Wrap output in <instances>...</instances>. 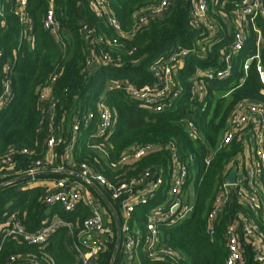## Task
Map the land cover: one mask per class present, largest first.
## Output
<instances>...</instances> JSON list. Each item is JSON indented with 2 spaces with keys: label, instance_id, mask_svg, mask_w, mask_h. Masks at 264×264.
I'll return each mask as SVG.
<instances>
[{
  "label": "trees",
  "instance_id": "trees-1",
  "mask_svg": "<svg viewBox=\"0 0 264 264\" xmlns=\"http://www.w3.org/2000/svg\"><path fill=\"white\" fill-rule=\"evenodd\" d=\"M207 1V21L216 24L217 36L204 43L206 38L202 31L206 23L199 28L192 24L191 0L173 2L160 16H155V12L161 0H107L122 32L116 31L104 15L98 13L93 0H53L60 22L58 40L44 26L47 0H28L32 34L21 28L15 13L17 0H0L3 8L0 85L3 88L9 82L10 89L7 101L0 107V183L11 181L0 188V228L8 217L28 231L40 230L54 218L69 225L56 227L42 244L15 237L6 239L0 243V264H83L73 246L85 232L84 222L92 215V207L80 200L74 210L67 211L61 203H44L48 186L21 188L32 180L63 179L68 175L42 174L15 180L33 168L41 172L62 165L65 169L78 170L81 162L97 168L113 183L139 179L148 168L162 177L159 192L148 205L138 206L133 214L131 228H138L141 233L154 206L165 200L170 186L169 170L176 161L187 167L182 194L192 201V213L178 225L159 223L161 240L157 249L166 247L171 254L149 256L140 252V264H226L225 229L240 211L252 216L264 233L260 213L254 215L236 200H232L230 208L222 214L214 235L210 236L208 231V214L233 169L232 160L242 156L244 149L239 138L223 143L230 112L244 100L264 103V94L254 68L240 81L244 76L243 61L251 51L252 33L245 48L231 58L232 74L228 79L208 81L203 99L191 91L195 72L219 66L220 58L233 39L231 21L235 5L222 6L224 0ZM142 16L146 19L134 33L128 34ZM84 24L104 38L94 43V47L108 52L112 58L110 63L101 62L94 73L86 69L91 41L82 30ZM199 42L204 46H198ZM180 49L188 50V54L182 67L172 74L170 89L177 97L173 101L164 100V110L153 111L143 106V102L134 100L122 87L106 89L108 81L119 79L127 80L136 88L159 85L162 78L155 75L153 66L169 60ZM200 49H206L207 55H200ZM262 57L264 59V48ZM43 94L47 97L42 108ZM100 97L116 116V124L113 130L97 135ZM90 112L95 113V117L86 124ZM77 120L82 124L75 131L73 126ZM190 122L196 127V135L191 133ZM53 135L62 138L55 148V161L36 167V162L49 154L47 141ZM145 146H150L151 150L144 156L123 162L127 154ZM23 149L27 152L23 153ZM71 150L77 164L74 168L65 164ZM111 202L119 211V203L113 198ZM108 233L111 239L99 252L98 264L111 262L117 238L113 219ZM242 243V264H260L247 238L242 237ZM119 254L113 264H120Z\"/></svg>",
  "mask_w": 264,
  "mask_h": 264
},
{
  "label": "built area",
  "instance_id": "built-area-1",
  "mask_svg": "<svg viewBox=\"0 0 264 264\" xmlns=\"http://www.w3.org/2000/svg\"><path fill=\"white\" fill-rule=\"evenodd\" d=\"M175 1L177 0H161L155 16L164 14ZM47 2L48 10L45 14L44 26L58 40L60 22L56 17L53 0H47ZM93 3L98 13L104 15L108 23L116 31L122 32L121 25L114 16L107 0H93ZM191 3V22L197 28L206 23L202 34L206 38L204 43H208L217 36L216 24L207 21L209 3L207 0H191ZM225 4L235 5L234 17L231 21L234 27L233 39L228 43L224 56L220 58L219 66L206 70L198 69L195 72L192 77L191 91L203 99L206 95V84L208 81L228 79L232 74L231 58L245 48L248 34L253 33L255 36L254 48H251L250 53L243 61L244 76L240 81L242 82L248 72L254 68L259 75L262 93L264 94V59L262 57V49L264 48V0H224L222 6ZM27 5L28 0H17L15 13L22 24L23 30L32 34L33 22L28 13ZM223 18L227 20L228 16L223 15ZM145 19V16L140 17L135 27L128 34L134 33L136 27ZM259 20L261 24H259ZM82 30L89 42L91 41L86 69L94 73L101 62L110 63L112 58L108 52L97 50L94 47V43L98 44L104 40L102 36L98 35L87 24L83 25ZM113 42L116 43V40L114 39ZM204 43L199 42L198 46H204ZM194 49H196L195 46ZM187 54L188 50L180 49L169 60L153 66L152 70L155 75L162 78L159 85H146L142 88H136L127 80L119 79L108 81L106 89L122 87L134 100L143 102V106L153 111H162L165 108L164 100L170 98L173 101L177 97V93L170 89L173 82L172 74L182 67ZM199 54L202 56L207 55L206 49H200ZM50 89L51 87L47 89V93L50 92ZM9 91V82H6L3 88L0 85V107L7 101ZM46 97L47 94L41 96L42 108ZM101 101L102 98L100 97L97 115V135L113 130L116 124V116ZM52 106H50V109ZM94 114L93 112L89 113L87 119H85L86 124L95 117ZM228 122L229 128L223 138V143H230L235 138H239L243 142L244 149L242 156L233 159L231 162L232 168L237 169L236 182L234 184L224 182L222 192L217 195L208 214L210 236L214 235L216 224L221 220L225 210L230 208L232 200H236L239 204L246 206L256 216L260 213L264 223V103L253 100L242 101L230 112ZM81 124L82 122L77 120L74 123L73 130H79ZM189 126L191 133L196 135L195 125L190 122ZM61 141L62 138L55 135L48 139L47 145L50 153L42 161H37L36 167L53 164L57 155L55 148ZM150 150V146L137 147L131 154H127L123 158V162L127 163L138 159ZM22 152L26 153L27 149H23ZM77 167V171L84 178L91 180L105 194L111 196L110 200L113 198L119 203V209L121 210L119 218L122 225L121 238L123 235L118 248L120 264H135L136 259L140 257V252L149 256L171 254L166 247L157 249L161 240V231L158 224L164 223L167 226H174L192 213V201L182 194V187L188 176V170L185 165L176 161L169 170L170 186L165 195V200L155 205L152 212L149 213V219L143 233L131 228L133 214L138 206L148 205L150 199L156 195L157 191L159 192V187L163 183L162 177L156 171L148 168L139 179H122L113 183L101 174L97 168L87 162H81ZM38 171V168H33L27 174H35ZM4 182L6 184L11 183V181ZM88 191L89 189L86 187L82 190L72 188L68 185L65 178L55 179L47 188L44 203L46 205L61 203L67 211H70L74 210L80 200L87 198L88 203L92 206L93 213L85 220V232L82 236H79L78 241L74 242L73 250L82 259L83 264H98L97 256L105 247L106 241L111 238L108 236L109 229L104 224L100 205L94 200V197L89 196ZM59 225L69 226L63 220H52L40 230L28 231L24 226L15 222L12 217H8L6 223L0 228V243L12 237L33 244L46 243L54 229ZM225 237L227 243L226 264H242L244 256L242 237L247 238L253 244L252 240L255 237L263 238L264 240V233L252 216L245 215V213L240 211L231 218L226 226ZM161 258L164 260L163 256ZM254 258L258 263L264 264V246L255 245Z\"/></svg>",
  "mask_w": 264,
  "mask_h": 264
},
{
  "label": "crops",
  "instance_id": "crops-1",
  "mask_svg": "<svg viewBox=\"0 0 264 264\" xmlns=\"http://www.w3.org/2000/svg\"><path fill=\"white\" fill-rule=\"evenodd\" d=\"M196 1H198V0H196ZM0 14H3V8H2V5H1V3H0ZM20 22V21H19ZM259 24H261V22L259 23ZM20 25H21V28H22V24H21V22H20ZM22 30H23V28H22ZM234 30V29H233ZM234 33V31L232 32V34ZM253 34V33H252ZM250 37V35L248 34V38ZM254 39H255V36H254V38H253V42H254ZM248 40V39H247ZM252 42V45H251V48L253 49L254 48V43ZM8 62H10V60L8 59ZM48 94V93H47ZM71 153H70V156L68 155V157H67V159L65 160V164L67 165V166H70V167H75L77 164L74 162V160H73V155H72V150L70 151ZM49 153H50V149H49ZM49 155V154H48ZM54 161H55V159H54ZM53 161V162H54ZM51 171H77V169H65L62 165L61 166H58L57 168H53V169H50ZM237 170V169H236ZM46 171H48V170H46ZM78 172V171H77ZM64 174H67L68 175V177H66L65 179H67V183H68V185L69 186H71L72 188H76V189H85V187L86 188H88L89 189V191H88V193H89V196H92V197H94V200L97 202V203H99V205H100V211H101V213H102V216H103V221H104V224H105V226H107V228L109 229V231H110V229H111V223H112V219L114 220V222H115V219H114V215H113V213L111 212V210L110 209H108V208H106L107 206L103 203V201H102V198L96 193V192H94L87 184H85V183H83L82 181H80V180H78V179H76L75 178V176H73L72 174H70V173H67V172H65ZM18 179V178H17ZM56 178H52V177H46V178H41V179H38V180H32V181H30V182H26L25 184H23L22 186H21V188H32V187H35V186H41V185H44V186H49V185H51L52 183H53V181L55 180ZM16 180V179H15ZM83 186H82V185ZM142 188H144V187H142ZM83 202L85 203V204H87V205H89V206H91L89 203H88V200H87V198H83ZM113 204V203H112ZM92 207V206H91ZM110 210V211H109ZM117 213H118V216L120 217L121 216V210L119 209V211H117ZM53 220H58V218H54ZM185 220V219H184ZM51 222V221H50ZM182 221H180V222H178L176 225H178V224H180ZM135 229V231H137L138 230V228H134ZM80 236H82V234L80 235ZM108 236H109V234H108ZM110 238H111V236H109ZM253 241V244H252V249H253V251H254V247H255V245L257 244L258 246L260 245V246H264V240H263V238H259V237H255L254 238V240H252ZM251 241V242H252ZM226 258H227V256H226ZM139 261H141V257H138L137 259H136V262H135V264H139Z\"/></svg>",
  "mask_w": 264,
  "mask_h": 264
},
{
  "label": "water",
  "instance_id": "water-1",
  "mask_svg": "<svg viewBox=\"0 0 264 264\" xmlns=\"http://www.w3.org/2000/svg\"><path fill=\"white\" fill-rule=\"evenodd\" d=\"M65 172L72 174L73 176H75L76 178L80 179L82 182H84L85 184H87L92 190H94L105 202V204L107 205V207L111 210V212L114 215V219H115V224H116V233H117V238H116V245L114 248V252H113V256L111 259L110 264L114 263V260L116 258L117 252H118V248H119V244L121 242V234H122V225L120 222V218L118 216L117 210L115 209L114 205L112 204L110 198L107 196V194H105L95 183H93L91 180L84 178L79 172L77 171H41V172H37L35 174H26L23 175L21 177H19L16 180H22V179H27V178H33L37 175H44V174H56V173H62L64 174ZM237 179V170L235 168L231 169L227 178H226V182L228 184H234L236 182ZM7 185L6 182L0 183V188Z\"/></svg>",
  "mask_w": 264,
  "mask_h": 264
}]
</instances>
